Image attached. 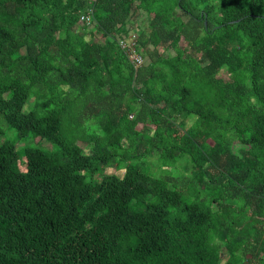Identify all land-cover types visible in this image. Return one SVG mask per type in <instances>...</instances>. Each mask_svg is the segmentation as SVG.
I'll list each match as a JSON object with an SVG mask.
<instances>
[{
	"label": "trees",
	"instance_id": "obj_1",
	"mask_svg": "<svg viewBox=\"0 0 264 264\" xmlns=\"http://www.w3.org/2000/svg\"><path fill=\"white\" fill-rule=\"evenodd\" d=\"M0 264H264V0H0Z\"/></svg>",
	"mask_w": 264,
	"mask_h": 264
},
{
	"label": "built area",
	"instance_id": "obj_2",
	"mask_svg": "<svg viewBox=\"0 0 264 264\" xmlns=\"http://www.w3.org/2000/svg\"><path fill=\"white\" fill-rule=\"evenodd\" d=\"M87 1H88V3H91V2L94 1V0H87ZM79 18H80V21H81V22H85V23L89 24L90 20L92 19V18H91V9H90V8H87V9H85L82 13H79ZM124 45H125V44H123V46H124ZM131 61H132V63H133L135 66H138V65L141 64V62H142V58H141L138 54L133 53V54L131 55Z\"/></svg>",
	"mask_w": 264,
	"mask_h": 264
},
{
	"label": "rangeland",
	"instance_id": "obj_3",
	"mask_svg": "<svg viewBox=\"0 0 264 264\" xmlns=\"http://www.w3.org/2000/svg\"><path fill=\"white\" fill-rule=\"evenodd\" d=\"M132 19L134 20V25H137V24H140V22H141V20L142 19H144V17H143V15L142 14H140V13H136V14H134V16L132 17ZM135 31V30H134ZM95 40V39H94ZM101 40H102V38H101ZM185 43H182V45H184ZM171 53H173V51L171 50ZM30 109V105H28V104H26L25 106H24V110L25 111H28ZM14 132H15V130H14ZM113 143L115 144V146H116V139L115 140H113ZM116 148H117V146H116ZM115 148V149H116ZM123 148V151H126L125 149L126 148H124V147H122ZM17 152H18V154L20 153V146H17ZM220 261V263H223L224 262V257H221V259L219 260Z\"/></svg>",
	"mask_w": 264,
	"mask_h": 264
}]
</instances>
